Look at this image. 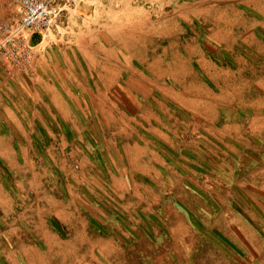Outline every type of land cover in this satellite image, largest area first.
I'll use <instances>...</instances> for the list:
<instances>
[{
  "label": "rangeland",
  "instance_id": "1",
  "mask_svg": "<svg viewBox=\"0 0 264 264\" xmlns=\"http://www.w3.org/2000/svg\"><path fill=\"white\" fill-rule=\"evenodd\" d=\"M55 24L0 57V264H264V0Z\"/></svg>",
  "mask_w": 264,
  "mask_h": 264
},
{
  "label": "built area",
  "instance_id": "2",
  "mask_svg": "<svg viewBox=\"0 0 264 264\" xmlns=\"http://www.w3.org/2000/svg\"><path fill=\"white\" fill-rule=\"evenodd\" d=\"M12 16L0 21V57L24 63L32 49L30 38L42 37L75 0H5Z\"/></svg>",
  "mask_w": 264,
  "mask_h": 264
},
{
  "label": "crops",
  "instance_id": "3",
  "mask_svg": "<svg viewBox=\"0 0 264 264\" xmlns=\"http://www.w3.org/2000/svg\"><path fill=\"white\" fill-rule=\"evenodd\" d=\"M9 16L11 15V8L10 6L6 3L5 0H0V21L3 20L4 16ZM35 42L38 39V36L35 35ZM34 42V44H35ZM31 45V44H30ZM33 45V44H32Z\"/></svg>",
  "mask_w": 264,
  "mask_h": 264
},
{
  "label": "trees",
  "instance_id": "4",
  "mask_svg": "<svg viewBox=\"0 0 264 264\" xmlns=\"http://www.w3.org/2000/svg\"><path fill=\"white\" fill-rule=\"evenodd\" d=\"M35 36H32L31 38H30V44H34V42H35Z\"/></svg>",
  "mask_w": 264,
  "mask_h": 264
}]
</instances>
